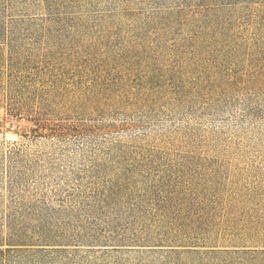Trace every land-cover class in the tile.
I'll list each match as a JSON object with an SVG mask.
<instances>
[{"label": "rangeland", "instance_id": "rangeland-1", "mask_svg": "<svg viewBox=\"0 0 264 264\" xmlns=\"http://www.w3.org/2000/svg\"><path fill=\"white\" fill-rule=\"evenodd\" d=\"M53 13L49 41L23 27L14 47L49 98L10 108L0 64V240L59 251L18 264H166L159 245L181 250L188 220L197 245L264 246V0H54Z\"/></svg>", "mask_w": 264, "mask_h": 264}, {"label": "trees", "instance_id": "trees-1", "mask_svg": "<svg viewBox=\"0 0 264 264\" xmlns=\"http://www.w3.org/2000/svg\"><path fill=\"white\" fill-rule=\"evenodd\" d=\"M12 7L11 9H7L5 3L0 0V44L5 45L9 54L8 57L5 58V62L0 64H6L7 66V85L4 89L5 101L10 108H14V102L17 101L21 103L18 106L17 111L26 109V105L23 104L26 101V95L33 93V97L49 98L50 92L43 91V88L38 89L34 82L30 81V78L24 75V68L31 63L30 59L22 60V58L18 57L17 52L15 51L16 44L19 43V35L22 32V28L24 27L27 32L28 38L33 39L34 43H38L41 41H49L51 39V35L54 30V24L56 22L53 6L54 0H39L37 3V8L41 10V17H37L36 19L29 18V11L32 5H28L27 0H24L22 4L15 5V3H19V0H5ZM22 8L23 16L22 19L17 16L6 17L7 10L12 12L15 8ZM27 18V19H26ZM15 47V48H14ZM20 50V49H19ZM44 52V51H43ZM46 52H50V49L47 48ZM47 68L50 69V63L47 64ZM52 69V68H51ZM47 82L44 79V83ZM41 85V84H40ZM43 87V85H42ZM36 95V96H35ZM16 102V103H17ZM17 103V104H18ZM79 108H83L86 106L84 103H80ZM15 110V109H14ZM40 110V109H39ZM38 110V111H39ZM85 110V109H84ZM86 110H88L86 108ZM92 111H100L105 110L100 106H91ZM39 116H42L43 111L37 113ZM186 223L188 225H186ZM202 224V221L199 220H188L182 224L181 229L190 230L188 228H193L191 232L187 233L186 239H189V243L183 246L181 250L178 248H174L173 246H162L159 247H168L170 249L161 250L158 253H162L164 256V260L166 264H264V246L262 247H223L218 248L216 246H205V245H197L193 231H197V227ZM186 226L188 228H186ZM13 238H17L16 241ZM206 242L208 239H203ZM5 246L6 248H3ZM25 246H31L30 243L21 240L20 235H13L10 239L0 240V264H18L19 260L26 255H32V257L37 256L41 257H49L51 254L57 253V249H26L20 248ZM33 246V245H32ZM40 246H52L47 244H42ZM47 248V247H44ZM155 251V250H153Z\"/></svg>", "mask_w": 264, "mask_h": 264}]
</instances>
